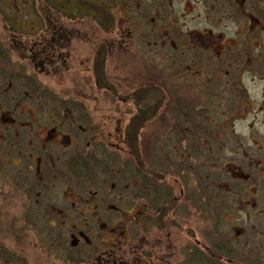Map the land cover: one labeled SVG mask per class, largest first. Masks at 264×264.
<instances>
[{
  "label": "rangeland",
  "instance_id": "374dc122",
  "mask_svg": "<svg viewBox=\"0 0 264 264\" xmlns=\"http://www.w3.org/2000/svg\"><path fill=\"white\" fill-rule=\"evenodd\" d=\"M172 2V10L168 4L162 10L172 11L176 15L183 33L206 27L215 36L224 33L226 39H230L237 29L241 32L240 39H247L248 9L257 15H262L264 11V0ZM40 3L47 4L50 8L47 12L53 13L54 7L47 0H0V108L13 114L14 121L23 125L11 127L7 122L10 117L6 121L3 118L6 113L0 115V264H96L92 259L93 248L99 241H110L109 236L102 233L105 231L104 225L88 227L83 224L85 219L95 221V217L84 204L78 206L79 201L74 206L73 202L66 200L62 185L53 197L44 193L43 188L39 189L35 165L28 158L27 151L20 152L18 148L9 146L18 140L15 136L17 131L24 137L23 148V143L26 146L31 144L29 138L33 131L52 124L42 115V111L48 110L55 114V124H59L61 119L66 122L70 120L73 130L79 131L82 127L88 129L80 137L82 142L78 140L86 149L78 150L81 153L79 156H89V152L104 157L106 153L108 163L114 166L118 162L126 165L128 161L125 173L116 171L115 174L119 185L124 183L127 187L125 197L131 199L137 197L139 185L128 173L127 167H131L134 152L143 155L141 150L146 151L149 122L159 123V111L152 114L147 107L155 99L175 106L176 101L186 105L200 100L202 104L199 103L197 107L198 114L190 118L189 114L184 116V129L188 133L182 146L177 147L182 153L184 173L191 191L195 192L201 187L199 182L202 179L211 185L206 193L213 205L205 209L195 199L191 203L193 216L188 225L201 244L209 240L214 243L217 236L210 235L217 233L219 228H225V233L222 232L224 237L236 238L237 235L230 229L240 225L233 213V192L223 187L220 200L215 199L213 191L217 188L213 181L216 180L215 176L221 174L226 184L236 182L231 180L229 162L239 165L249 162L252 166L256 165L255 168L264 166V98L261 94L264 81L259 82L255 78L256 73L246 72V69L228 67L227 61H234L232 56H235L227 53L231 49L228 46L222 58L209 61L211 70L221 67L216 77L215 71L207 69L206 53L200 54L207 51L204 41L200 39L199 49L190 42L178 41L177 35L170 39L169 33L154 28L152 22L156 26V21L151 17L152 8L150 10L148 4L137 8L132 0H92V6L98 9L94 17L95 29H91L85 38L83 34L72 38L71 46L53 57L46 54L36 58L29 48L36 41H41V34L45 32L42 29L44 8ZM143 7L145 10L142 11ZM100 9L105 13L103 17L98 15ZM136 12H140L139 15ZM124 13L135 20L138 17L141 28L130 31L128 21H125L129 19ZM34 16L39 20L34 29L25 23L22 25L23 20L29 17L34 19ZM61 17L64 14L61 13ZM169 21L164 20L162 24L173 34V28L167 24ZM197 36L196 32L191 34L194 42ZM175 37L177 41L174 43ZM129 38L131 40H127ZM92 41L96 49H90L88 42ZM242 44L245 47L248 43ZM217 55L213 53L212 57ZM141 56L152 57L153 61L152 66L147 65L146 76L137 77V62ZM136 85L140 88L139 99L132 89ZM18 103L30 114L20 113ZM33 108L37 112L35 121L29 117L33 116L30 111ZM71 128L65 126V129ZM89 143L90 146L87 145ZM10 156L20 164L14 165ZM173 170L174 173L179 171L177 167ZM174 177L179 179L182 176L175 173ZM75 182L84 183L80 179ZM260 182L258 191L262 197L257 202L264 204V179L263 182L260 179ZM108 184H112L111 179ZM108 184L107 187L111 189ZM89 188L86 189L90 191L89 194L94 190L102 191L96 184ZM79 189L74 188V191L79 192ZM38 190L41 195L37 194ZM82 194L89 195L86 192ZM70 199L73 201L75 198ZM52 203V207L62 210V215H56V210L48 208ZM71 207H77L79 211L73 213ZM69 210L72 211L71 217ZM75 216L82 220L81 228L62 224L74 220ZM52 221H56L57 225H52ZM162 227L169 229L172 226L170 223ZM246 228V235L242 239L255 235ZM78 230L80 234L77 240L73 235L78 234ZM175 232L172 231L174 235ZM176 233L179 247L192 243L186 231ZM196 247L201 251L200 247ZM212 247L215 249V244ZM221 252L222 249L217 254ZM192 264L203 263L194 259Z\"/></svg>",
  "mask_w": 264,
  "mask_h": 264
},
{
  "label": "flooded vegetation",
  "instance_id": "af4514ba",
  "mask_svg": "<svg viewBox=\"0 0 264 264\" xmlns=\"http://www.w3.org/2000/svg\"><path fill=\"white\" fill-rule=\"evenodd\" d=\"M47 1L54 7L53 13L47 12L50 9L47 4L40 3V6L44 8L42 15L44 26L42 29H45V32L41 34V41H36L34 46L29 48L34 55L36 54V58H41L39 55L46 54L53 57L57 52L67 50L71 46L70 41L72 38L82 34L85 38L92 31L91 29H95L94 17L98 9L96 10L92 6V0ZM95 1L100 0H93V2ZM163 2V0H132L137 8H140L143 4H148L150 10L152 8L151 17L156 21V26L152 22L154 28L163 29L164 33H169L168 37L170 39L177 35L179 36L178 41L190 42L193 46L197 45L199 49H201L200 39L204 41L203 45L207 51H201L200 54L206 53L208 59L207 69H212V64L209 61L222 58V55L226 54L225 49L228 46L231 49H228L227 53L231 56L235 54L234 57L232 56L234 61H227V64L229 63L228 67L234 66L236 69H246V72L256 73L255 78L257 77L259 82L264 81V11L262 15H257L248 9L246 22L247 31L249 32L247 39H240L241 32L238 29L230 39H226L224 33L220 32L215 36L206 27L204 29H190L187 32L189 35L183 33L182 28L177 23L176 15L172 11L162 10V7L166 4L171 6L169 8L172 10V0H166L167 3ZM144 7L142 11L145 10ZM99 12V16L103 17L105 15L101 9ZM61 13L64 14V17H61ZM139 13L136 12L138 15ZM125 16L129 19L124 20L128 21L129 26L127 28L130 31L133 28H136V30L141 28L138 17L135 20L130 14L129 17ZM167 19H170L167 24L173 28V34L162 24ZM23 21L22 25L25 23L30 29H34V26H37L39 22L35 19V16L34 19L29 17ZM195 32L198 36L194 42L191 34ZM177 40L175 37L174 43ZM152 42L156 41L152 40ZM242 42L248 44L243 47ZM94 43V41L88 42L90 49H96ZM210 50H214V52ZM213 53L218 54L217 57H212ZM59 58H62V56H59ZM152 61V57L141 56L137 64L152 66ZM218 69H221V67H214L211 70L215 71L214 75L216 77L219 76L217 74ZM263 92L264 89L261 90L262 99L264 98ZM165 103V100L160 102L155 99L147 107L152 114L159 111V114H157L159 123L149 122L150 132H148L145 140L147 142L146 151L141 150L143 155H140L138 151L134 152L135 155L130 163L131 167H127L128 173L133 176L134 181L139 185L136 198L128 199L125 197L127 187L124 186V183L119 185L115 174L116 171L124 174L128 161L126 165L122 162L115 164V166L123 165V167H115L112 163H108L106 153L102 157L97 153L91 155L86 151L89 156H79L78 154L81 153H78V150H82V148L86 150L81 144L80 137L88 132V129L82 127L79 131L73 130L70 120L66 122L61 119L59 124H55V114L50 110L42 111V115L45 120L51 121L52 124L41 126L35 131L32 129L33 132L29 138L32 141L31 144L26 146L23 143L24 149L22 147L24 137L19 135L20 131H17L15 136L18 140L13 144H9V146L10 148H18L20 152L27 151L28 158L35 165L34 169L38 176L36 184L39 189L43 188L44 193L53 197L54 193L57 194L55 191L62 185L66 192L63 197L66 196L64 197L66 200L73 202L74 206L79 201L78 206L81 205L80 203L84 204L95 217V221L92 220V222L85 219L83 221L84 225L88 227L105 226V231L102 233L108 235L110 241L105 243L99 241L97 246L93 248L92 259L95 260L96 264H192L194 259L201 261L203 264H264V204L257 202L262 197L258 188L261 186L260 179L262 182L264 179V166L259 165L255 168L256 165L252 166V163L249 162L242 165L229 162L231 180L236 181L232 184H226L222 180L221 174L215 176L216 180L213 181L217 188L213 192L215 199L217 197L220 200L223 187L233 192V213L236 219L240 221V225H236L235 229L230 227L233 234L237 235L236 238H231L228 235L224 237L222 232L225 233V228L221 230L219 228V231L217 230L218 232L214 233L221 235L218 242L213 243L209 240V242L206 241L201 244L200 241L196 240L194 233H191L188 225L193 216L191 215V203H194L196 199L205 209H210L213 202L207 197L206 189L208 185L202 179L199 182L201 187L197 188V191L189 193V183L184 173L182 153L178 151L177 147L178 145L182 146L183 139L188 133L184 129V116L189 113H184V109H182L184 104L180 102L176 101V106L174 104L165 105ZM18 104H20V113L30 114L28 109H22L21 103ZM30 111L33 116L29 117L31 121H35L37 112L34 108ZM5 113L6 115L3 118L6 120L10 117V120L6 121L11 127L23 126L21 123L14 121L13 114L0 108V115ZM192 115H188V118ZM66 125L71 129H65ZM153 127L155 128L153 129ZM202 130L206 131L207 129ZM78 140L81 142H78ZM87 145L90 146V143ZM178 154L179 156H177ZM10 158L14 161L12 162L14 165L20 164L15 162L12 156ZM178 162L180 163L178 164ZM174 167L179 170L175 173L180 174L181 178L174 177ZM170 175L173 176L170 178ZM77 179L84 183L75 182ZM110 179L112 184L109 185L108 181ZM94 184L102 191L94 190L89 194V186ZM74 188H80L79 192L74 191ZM84 192L89 195L83 196L82 193ZM37 194L41 195V192L38 190ZM70 197L75 199L72 201ZM51 205L53 203L48 205V208L52 211L56 210V215L63 214L62 210ZM70 209L74 210L73 213L79 211L77 207H71ZM68 215L69 217L72 216L71 210L68 211ZM203 215L206 216L204 213ZM198 216L202 217L201 215ZM78 217L81 216L78 214ZM78 217L75 216L74 220L70 219V221L62 224H70L71 227L78 226L81 228L82 220H79ZM86 221L87 223H85ZM52 222V225H57L56 221ZM170 223L171 228L164 229L162 227L163 224ZM246 227L251 229L255 235L242 239L243 235H246ZM173 230H176V232L186 231L187 237L192 243H184L179 247L177 233L175 232L174 235ZM167 231L168 233H166ZM251 231H249L250 234ZM208 232L210 231H206V233ZM79 234L80 231L78 230V234L75 233L73 237L78 240ZM213 244H215V250L212 248ZM196 245L200 247L201 251H206L204 255ZM220 249H222L221 254H217ZM76 252L80 253L79 250H76ZM18 257L20 256L18 255Z\"/></svg>",
  "mask_w": 264,
  "mask_h": 264
},
{
  "label": "trees",
  "instance_id": "16d2710c",
  "mask_svg": "<svg viewBox=\"0 0 264 264\" xmlns=\"http://www.w3.org/2000/svg\"><path fill=\"white\" fill-rule=\"evenodd\" d=\"M138 68L139 69H137V73H136V76L137 77H143V76H146V74H145V72L146 71H148L147 70V66L146 65H140V64H138ZM141 69V70H140ZM143 70V71H142ZM132 89H134V94L135 95H139V96H137V98L139 99L140 97H141V94H140V88H139V85H136L134 88H132ZM199 103L200 104H202V102H200V100H198V101H196V102H194V104H191L190 102L187 104V105H184L183 107H182V109H184V113H189V115L190 114H193V117L195 116V114H198V110H199V108H197L198 107V105H199ZM137 132H138V130H137ZM138 134H139V136H141L140 135V132H138ZM208 185V187H210L211 185H209V184H207ZM196 191H197V189H196ZM191 189H190V187H189V193L191 194ZM212 235H210V237H213L214 235H216L217 237H214V241H216V240H220L221 239V235L220 234H213V233H211ZM212 248H214V247H212ZM215 250V249H214ZM217 264H222V263H217Z\"/></svg>",
  "mask_w": 264,
  "mask_h": 264
}]
</instances>
